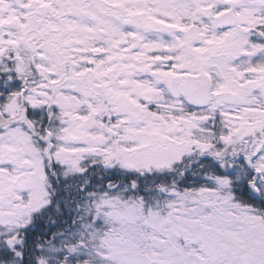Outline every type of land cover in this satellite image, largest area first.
<instances>
[{"label":"snow or ice","instance_id":"obj_1","mask_svg":"<svg viewBox=\"0 0 264 264\" xmlns=\"http://www.w3.org/2000/svg\"><path fill=\"white\" fill-rule=\"evenodd\" d=\"M0 264H264V0H0Z\"/></svg>","mask_w":264,"mask_h":264}]
</instances>
